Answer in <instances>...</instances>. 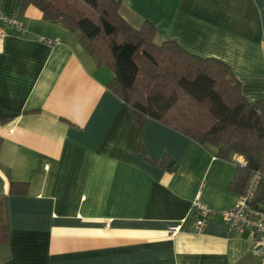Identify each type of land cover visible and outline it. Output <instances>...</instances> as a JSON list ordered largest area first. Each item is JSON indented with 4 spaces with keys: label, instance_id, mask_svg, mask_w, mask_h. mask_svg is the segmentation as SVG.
Masks as SVG:
<instances>
[{
    "label": "crops",
    "instance_id": "0c3cea01",
    "mask_svg": "<svg viewBox=\"0 0 264 264\" xmlns=\"http://www.w3.org/2000/svg\"><path fill=\"white\" fill-rule=\"evenodd\" d=\"M119 1L127 23L154 26L155 43L222 62L248 103L264 101V0ZM21 2L0 0V13L24 28L0 38V200L9 226L0 264H262L250 254L251 230L215 216L194 233V200L214 211L239 201L229 185L242 157L222 159L218 147L137 121L78 33ZM10 181L26 183V193L10 195ZM170 225L180 226L175 235Z\"/></svg>",
    "mask_w": 264,
    "mask_h": 264
},
{
    "label": "trees",
    "instance_id": "16d2710c",
    "mask_svg": "<svg viewBox=\"0 0 264 264\" xmlns=\"http://www.w3.org/2000/svg\"><path fill=\"white\" fill-rule=\"evenodd\" d=\"M22 0L21 10L35 6L44 19L72 33L98 65L113 78L107 88L138 121L148 117L196 142L220 149L222 159L243 158L229 189L243 194L252 172L261 174L254 203L264 204V101L243 97L240 83L220 61L184 51L175 41L155 43L153 25L135 28L120 15L119 0ZM90 11V13L87 12ZM26 183L9 182L10 195H24ZM5 199L0 200V247L8 242Z\"/></svg>",
    "mask_w": 264,
    "mask_h": 264
},
{
    "label": "built area",
    "instance_id": "2783aa9c",
    "mask_svg": "<svg viewBox=\"0 0 264 264\" xmlns=\"http://www.w3.org/2000/svg\"><path fill=\"white\" fill-rule=\"evenodd\" d=\"M10 31L21 35L24 31L23 23L15 17H7L0 13V38L5 37ZM40 40L47 45L56 44L55 41L44 38ZM238 165L246 166L243 158H241ZM261 179V174L258 171L252 172L239 201L234 206L220 211L212 210L199 199L194 200L192 203V209L196 213L194 233H202L209 220L215 216L227 225L229 229L238 233L251 230L255 234V241L250 254L264 264V204L257 205L254 203ZM179 229V225H170L168 227L171 235H175Z\"/></svg>",
    "mask_w": 264,
    "mask_h": 264
},
{
    "label": "rangeland",
    "instance_id": "374dc122",
    "mask_svg": "<svg viewBox=\"0 0 264 264\" xmlns=\"http://www.w3.org/2000/svg\"><path fill=\"white\" fill-rule=\"evenodd\" d=\"M73 4H75V6H77V7H80L81 9H85V7L82 6L77 0H74V1H73ZM87 12L90 13L89 10H87Z\"/></svg>",
    "mask_w": 264,
    "mask_h": 264
}]
</instances>
